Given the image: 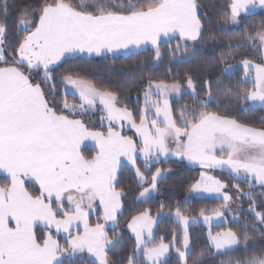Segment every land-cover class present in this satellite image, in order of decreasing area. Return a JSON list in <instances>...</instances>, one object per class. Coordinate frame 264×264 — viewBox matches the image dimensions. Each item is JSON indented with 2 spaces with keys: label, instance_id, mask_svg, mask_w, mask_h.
I'll list each match as a JSON object with an SVG mask.
<instances>
[{
  "label": "snow or ice",
  "instance_id": "obj_1",
  "mask_svg": "<svg viewBox=\"0 0 264 264\" xmlns=\"http://www.w3.org/2000/svg\"><path fill=\"white\" fill-rule=\"evenodd\" d=\"M257 10L264 11V0H230L220 19L222 25H239L242 17ZM17 13L12 28L6 2L0 14V264H65L66 255L85 251L95 257L94 264H115L108 253L122 236L117 231L110 238L105 228L111 222L117 229L123 214L125 190L117 187L120 170L126 161L141 185L136 199L145 201L170 171H152L151 166L169 155L203 169L190 185V194L214 195L223 203L210 214L201 208L199 217L185 215L178 203L170 215L183 233L174 231L167 243L155 235L159 219L169 215L163 204L155 217L149 209L131 215L126 226L134 246L126 264H169L173 249L177 264H188L193 248L189 225L200 218L209 226L207 239L192 264L237 249H242L241 255H229L221 264H264V246L253 244L264 240V123L253 126L208 110L218 103L223 80L216 81L213 93L212 81L205 79L207 91L201 96L200 81L190 73H185L184 84L149 78L143 106L133 110L120 106L117 92L97 87L72 68L55 75L56 67L83 54L107 57L151 45L154 59H161L162 38L177 39L169 51L181 62L175 58L194 54L195 45L204 39L207 13L201 14L197 0H39L18 6ZM240 41L264 57V18L259 25H246L237 44ZM227 59L222 53L220 72L231 76L237 66ZM240 65L244 74L228 86L227 95L241 105L264 109V58L255 63L245 57ZM59 91L78 97L79 103L65 98L58 104ZM173 95H188L192 102L176 108L170 102ZM97 110L104 114L100 119L101 126L107 122L106 131L96 130L87 119ZM127 125L135 130V139L123 134ZM86 141L93 143V153L83 150ZM216 169L246 181L248 191L233 183L236 191L230 194L229 185L211 174ZM244 199L249 204L241 225L232 204ZM226 212L232 213L237 228L213 232L214 221L229 222ZM93 213L104 223L91 224ZM53 229L66 234L63 245ZM249 231L261 234L254 237Z\"/></svg>",
  "mask_w": 264,
  "mask_h": 264
},
{
  "label": "trees",
  "instance_id": "obj_2",
  "mask_svg": "<svg viewBox=\"0 0 264 264\" xmlns=\"http://www.w3.org/2000/svg\"><path fill=\"white\" fill-rule=\"evenodd\" d=\"M5 2L7 3V22L9 27L12 28L14 21L18 18L17 7L28 3L35 5L39 0H0V14L3 12ZM229 2L230 0H197L201 14L207 13L204 24V39L195 45L194 54L190 52L187 57L178 55L175 58L181 62H175L169 51L170 48H175L177 44V39L172 38L161 41L160 48L163 56L158 60L154 59L155 53L152 49L126 55H108L107 57L80 56L78 59L68 60L56 67L55 75L61 76L65 74L66 69L72 68L73 71L80 72L85 79L91 80L97 87L117 92L120 96L121 106L127 104L133 110H137L142 106L143 92L149 78L167 82L179 81L184 84L185 73H190L200 81L197 85V91L201 96L207 91V88L203 85L205 79L212 81L213 93H216V81L223 80L224 87L216 95L218 103L210 104L208 110L235 117L241 122L250 123L253 126H260L264 123V120L261 119V117H264V109L241 105L234 96H229L227 93L229 91L228 86L235 85L238 78L244 74V70L239 66L240 61L245 57L260 60V52L250 47L247 42L240 41L237 44V41L239 34L244 31L246 25L260 24L261 19L264 18V11H257L252 15L242 17L244 22L239 25H222L220 18L224 15V9ZM229 43L233 47L229 48ZM180 52H183V48L180 49ZM222 53L228 56V63L237 66L231 76L222 75L220 72L221 64L219 61ZM229 53L234 55L235 58L232 59ZM56 88L60 89L62 85L57 84ZM137 96H139V101H137ZM125 97H128V99L125 100ZM65 98L69 103H78L76 97L62 91H59L55 97L58 104L62 103ZM170 102L174 107L179 108L184 104H191L192 101L190 96L184 95L182 98H175ZM95 115L97 117V114L90 113L87 118L91 121V124ZM135 118L136 121H139L138 114ZM95 128L98 129L96 126ZM83 150L89 154L93 152V148L88 146H84ZM157 167L170 169V171H167L164 178L160 180L158 190L145 201H137L136 199L141 185L136 182L133 171L127 166L121 168L119 183L117 184L118 188L125 190V195L122 197L124 202L123 214L119 217L121 223H125L131 215L144 209H149L151 214H158L161 204L164 205L163 211L171 212L179 203L181 211L190 217H197L201 208H207L210 213L212 209L221 205L222 200L220 199L199 197L189 193L190 185L199 178L200 170L198 168L190 167L184 163L178 165L173 160L153 164L151 170L155 171ZM147 175L150 177L151 172H148ZM3 179L0 177V183L3 182ZM242 182L244 184L242 189L247 191V188H245L246 181ZM26 186L30 189L32 187L31 183ZM146 186L144 185V187ZM186 199L187 203H185ZM97 222H99L97 218H93L91 215L90 223L94 225ZM240 223L242 225L243 218H241ZM226 227L236 229L237 223L229 221L213 225L212 231H219ZM120 228L119 226L117 229ZM117 229L110 228L108 230L110 238L114 232H117ZM174 231H178L180 234L177 223L165 215L157 222L155 235L157 237L162 236L164 241L168 242ZM207 231L208 228L203 224H194L189 227L193 248L191 255L188 256V264H192V258L201 251V246L206 243ZM120 233L122 239L114 248L121 244L124 249L120 251L119 256L112 252L110 259L115 264H126L127 253L133 248L134 243L123 228H121ZM260 234V231H249L250 236L259 237ZM253 244L257 247L264 246V240L256 239ZM241 254L242 249H237L236 252L217 255L213 259L205 258V264H221V261L228 259L229 255L238 256ZM121 256H123V259H120ZM64 262L65 264H94L92 260L83 257L64 260ZM169 264H177V259L170 256Z\"/></svg>",
  "mask_w": 264,
  "mask_h": 264
},
{
  "label": "rangeland",
  "instance_id": "obj_3",
  "mask_svg": "<svg viewBox=\"0 0 264 264\" xmlns=\"http://www.w3.org/2000/svg\"><path fill=\"white\" fill-rule=\"evenodd\" d=\"M260 54H261V52H260ZM262 58H264V57H262V54H261V56H260V60H256V58H255V59H250V60L254 61L255 63H261V62H262ZM239 66L243 69V67H242V65H240V63H239ZM71 95H72V94H71ZM76 98L78 99V97H76ZM155 98H156V97L153 96V99H155ZM175 98H176V96L173 95V96L171 97V100H173V99H175ZM171 100H170V101H171ZM78 103H79V100H78ZM143 103H144V96H143L142 106H143ZM120 106H121V105H120ZM142 106H141V107H142ZM141 107H140V108H141ZM97 111H98V112H97ZM97 111H95V114H97V117H96V115L93 117V119H92V124L98 128V129H96V130H103V131H106V128H107V122L104 121V122H103V126H101V125H102V122H101V119H100L101 116L104 115V114H103L101 111H99V110H97ZM149 118L151 119V115L149 116ZM138 122H139V121H137V123H138ZM123 134H124V135H127V136H132L134 139L136 138L135 130L132 129L130 125H127V126L123 129ZM84 146L91 147V148H93V152L95 151V148H94L93 143H92L91 141H86ZM173 147H174V145H173ZM93 152H92V153H93ZM168 160H173V161H174L176 164H178V165L184 163V164H186V165H188V166H190V167L198 168V169L200 170V172L203 170V169H201V167L199 166V164L194 163V162H189V161H187L186 159L177 158V157H175V156H171V155H169L167 158H165V157H161V163H165V162L168 161ZM141 161H142V158H141ZM157 164H160V163H157ZM124 166L130 167L129 165H127V162H126V161L124 162ZM165 174H167V172H166ZM165 174H164V175H165ZM211 174L216 175L217 177L223 179V180L229 185L227 191H228L230 194H232L233 196H234L236 190H235L234 188H232L231 185H232L233 183H239L240 186H241V188H242V186L244 185L242 181H239V180H233V179L229 176V174H228L227 172H222V171L219 170V169H216V170L212 171ZM199 176H200V175H199ZM146 187H147V186H146ZM245 188H247L246 190L248 191L247 184H246ZM260 192H261V189H260L259 187H257V188L255 189V193L258 195ZM153 193H154V192H153ZM192 194L195 195V196H199V197H211V198L217 199V198H215L214 195H208V194H204V193H192ZM220 200H221V199H220ZM222 203H223V201H222ZM222 203H221V204H222ZM240 204H242V207H241L239 210H237V205H240ZM248 204H249V201H248L247 199H244V200H234V203L232 204V212H235L236 215L239 216V217H240V220H241V218H243L244 215H245V213H246V209H247ZM164 212H165V213H169V215H167V216H168L170 219H172L173 221H175V220L173 219V217L170 215V213H171L172 211H171V212H169V211H164ZM209 214H210V213H209ZM91 215L93 216V218H96V217H97V214H96V213H93V214H91ZM91 215H90V216H91ZM152 216L155 217V216H157V214H152ZM164 216H165V215H164ZM119 217H120V216H119ZM162 217H163V216H162ZM197 217H199V215H198ZM225 219H226L227 221H228V220H229V221H233L232 213H231V212H226V213H225ZM126 222H127V221H125V223H121V222L119 221V226H120L121 228H123V229L129 234V236L133 239L132 241H133V243H134V237H133L132 233L130 232V230L127 229ZM97 223H98V222H97ZM99 223H104V221H103V220H100ZM221 223H226V222H222L221 220H216V221H214L213 225H219V224H221ZM194 224H203V225H205L207 228L209 227L207 224H205V223L203 222V219H202V218H200V220H199L198 223H192V222H190L189 227H190L191 225H194ZM177 225H178V228H179V230H180V235L182 236V233H183V226H182V225H179V224H177ZM258 227H260V226H258ZM110 228H113L112 225H111V222H109L108 224H106V228H105V230H106L107 233H108V230H109ZM121 228H120V229H117V231L120 232V231H121ZM155 228H156V225H155ZM263 230H264V229H263ZM80 231H83V228H82V227H81ZM122 231H123V230H122ZM219 231H220V230H219ZM215 232H216V231H215ZM74 234H75V230H74ZM53 235H54L55 238L59 239V241H60V243H61L62 245L65 243V235H66V234H63V233H61V234H57V233L55 232V230L53 229ZM165 243H167V242H165ZM122 244H123V243H122ZM123 249H124V247H123L121 244H119L116 248H113L111 251H109V253H108L109 258L111 257L112 252H115L116 255L119 256V255H120V251H122ZM171 256H174V257L176 258V253H175V250H174V249H173V252H172ZM79 257H83V258L90 259V260H92L93 262L95 261V257L92 256L91 254L87 253V251H85V252H83V253H77L75 256H67V255H66V256L64 257V260H70V259H73V258H79Z\"/></svg>",
  "mask_w": 264,
  "mask_h": 264
},
{
  "label": "crops",
  "instance_id": "obj_4",
  "mask_svg": "<svg viewBox=\"0 0 264 264\" xmlns=\"http://www.w3.org/2000/svg\"><path fill=\"white\" fill-rule=\"evenodd\" d=\"M257 11H259V10H257ZM163 40H168V38H162V41ZM147 49H151V45H148V47L146 49H137L135 47H130L129 49H126V50H120L116 55H126V54H131V53H137V52L144 51ZM109 55H112V54H109ZM81 56L89 57L87 54H83ZM92 57H98V56H92ZM83 147H84V145H82V148ZM0 177L4 178L2 175H0Z\"/></svg>",
  "mask_w": 264,
  "mask_h": 264
}]
</instances>
